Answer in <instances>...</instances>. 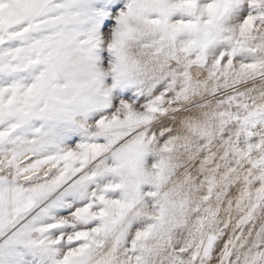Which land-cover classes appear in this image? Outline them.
<instances>
[{
  "label": "snow or ice",
  "instance_id": "1",
  "mask_svg": "<svg viewBox=\"0 0 264 264\" xmlns=\"http://www.w3.org/2000/svg\"><path fill=\"white\" fill-rule=\"evenodd\" d=\"M0 264H264V0H0Z\"/></svg>",
  "mask_w": 264,
  "mask_h": 264
}]
</instances>
